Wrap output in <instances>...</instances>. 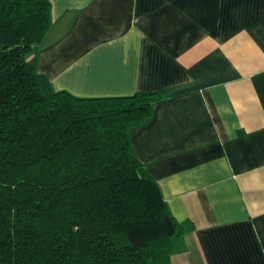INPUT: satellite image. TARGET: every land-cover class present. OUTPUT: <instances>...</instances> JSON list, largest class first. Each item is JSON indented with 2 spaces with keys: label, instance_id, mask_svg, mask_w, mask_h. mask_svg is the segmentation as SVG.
Instances as JSON below:
<instances>
[{
  "label": "crops",
  "instance_id": "0c3cea01",
  "mask_svg": "<svg viewBox=\"0 0 264 264\" xmlns=\"http://www.w3.org/2000/svg\"><path fill=\"white\" fill-rule=\"evenodd\" d=\"M48 2L53 91L166 95L129 136L186 230L170 264H264V0Z\"/></svg>",
  "mask_w": 264,
  "mask_h": 264
},
{
  "label": "trees",
  "instance_id": "16d2710c",
  "mask_svg": "<svg viewBox=\"0 0 264 264\" xmlns=\"http://www.w3.org/2000/svg\"><path fill=\"white\" fill-rule=\"evenodd\" d=\"M50 12L0 0V264H170L186 230L129 136L166 95L53 91L36 53Z\"/></svg>",
  "mask_w": 264,
  "mask_h": 264
},
{
  "label": "rangeland",
  "instance_id": "374dc122",
  "mask_svg": "<svg viewBox=\"0 0 264 264\" xmlns=\"http://www.w3.org/2000/svg\"><path fill=\"white\" fill-rule=\"evenodd\" d=\"M31 57V56H30Z\"/></svg>",
  "mask_w": 264,
  "mask_h": 264
}]
</instances>
